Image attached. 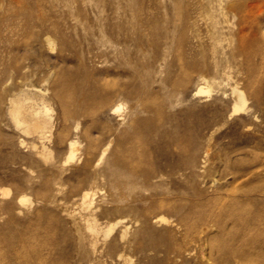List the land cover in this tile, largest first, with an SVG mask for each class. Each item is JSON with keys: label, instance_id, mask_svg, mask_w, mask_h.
Here are the masks:
<instances>
[{"label": "rangeland", "instance_id": "obj_1", "mask_svg": "<svg viewBox=\"0 0 264 264\" xmlns=\"http://www.w3.org/2000/svg\"><path fill=\"white\" fill-rule=\"evenodd\" d=\"M209 1L0 0V264H257L258 252L244 247L251 236L246 217L264 212V204L223 203L216 191L227 197L231 185L253 183L249 173L232 176L264 168V128L253 139L255 125L244 120L250 129L239 127L235 138L225 134L236 117L228 116L236 91L249 97L264 89V62L240 50L236 18L226 5L241 0ZM196 3L218 18L220 8L227 11L218 40L223 74L214 76L209 66L211 30ZM258 21L248 45L264 51V11ZM14 52L24 55L18 72ZM201 77L218 81L209 95L193 93ZM114 79L118 85L103 93L109 104L126 100L121 125L108 107L89 115L86 104L96 83ZM9 98L26 108L47 105L49 136L41 142L14 127ZM209 109L227 121L211 136L196 125ZM109 137L113 142L97 161ZM195 137L193 157L200 161L207 153L206 192L187 196L181 163L166 154L187 159ZM71 139L79 149L67 159ZM41 143L50 157L35 152ZM146 143L156 147L151 176L129 171L119 154L133 147L129 153L142 157ZM257 180L264 181V171ZM83 190L91 193L84 206ZM64 207L79 220L84 250ZM157 216L164 220L156 222Z\"/></svg>", "mask_w": 264, "mask_h": 264}, {"label": "bare ground", "instance_id": "obj_2", "mask_svg": "<svg viewBox=\"0 0 264 264\" xmlns=\"http://www.w3.org/2000/svg\"><path fill=\"white\" fill-rule=\"evenodd\" d=\"M195 7L196 9L199 10L197 11V13L198 15H200V18L202 19L203 23L206 26H208L209 29L211 30L212 46H211V60L209 62V66L212 69V72L214 71L213 72L214 76L223 74L224 65L222 63V53L219 48L218 40L222 34V28L224 23H227L229 21V18H227V11L220 8L219 12L221 13V17L218 18V16L213 14L212 8L210 9L206 3L205 4L196 3ZM226 8L227 10H229L228 12L231 13L232 18H236L235 21L236 29H237L236 35L240 41V50L243 53V55L246 58L254 57L260 60V62L262 61L264 62V51L253 50L251 48L249 49V45H248L250 39H253L257 34V32L254 31V28H258L259 25L258 19L260 18L262 12L264 11V0L230 1L227 3ZM2 42L3 41L1 40L0 43ZM23 56L24 55H21L20 53L17 52H14L11 55L13 61H15L13 66L14 71L18 72L17 68L19 66L17 62H19L18 60H20ZM201 79L202 81H199L193 93L195 95H200L202 93L209 95L210 91L213 89V87H215L218 81L215 78H210L209 80L208 79L206 80L203 77H201ZM117 85H118V81L116 79L112 81H104L95 84L94 87L95 89L92 92H90L86 98V104H89L88 107L92 108V111L89 113V115L96 114L104 110L106 107H108V114L116 122L117 125H121L125 121V111L127 108L126 100L123 99L122 97H118L111 104H109L105 94L103 93L106 92L109 88H114ZM140 88L144 89V85H142V83L140 84ZM99 92L101 93L98 95ZM64 101L65 98L62 99L63 103ZM172 102L173 101H171V104ZM232 103L233 104L230 109V113L228 112L229 114L228 113L227 114L228 116L235 115L236 117L233 118V124L229 126L225 134L232 138H235L237 132L239 131L238 130L239 127L241 128L242 126H244L245 129H250V124L244 123V120L247 121L249 120L250 123L255 125V130H254L255 132L252 138L253 139L260 138L261 132L263 131L261 129L264 128V89L258 88L252 94V96L249 97H247V95L243 91L237 90L236 96L234 97ZM7 104H8V114L10 116V119L14 127L22 131H25L27 133L34 134L36 138L41 142L43 141V139L49 136V133L51 132L53 127V122L49 118L50 108L47 105H43V107L41 108L38 107L36 109L35 108L32 109L30 107L26 108L24 106H21L22 102L20 101L19 98H9ZM153 107L155 110H157L159 105L155 103ZM207 112L209 114L204 116L202 119H200L198 123H196V125L198 131H200V129L208 128L209 131L207 135L211 136L213 132L216 130V128L222 126L227 121L225 116L218 113V111L215 109H211V110L209 109ZM241 113L244 114L242 115ZM134 125L136 126L137 122H135ZM86 137L89 140L92 139L90 135H87ZM140 140L138 139V141ZM19 141L22 143L23 139H19ZM112 142H113V138L109 137L107 142H105L104 145L99 150V154H98L99 158L97 159V161H100L101 159L104 158ZM195 142H196V137L192 142L190 143L188 142L189 145L188 148L186 149L187 151L186 156H188L187 159H181L179 153L166 154L167 156L171 155L175 161L181 163V170L179 169L180 171L178 170L177 171L185 177L181 189H182V193L187 196H191V195L202 196L206 192L205 188L201 187V180H202L201 177H204V170L206 171L207 153L203 152L204 154L202 156V159L200 161H196L195 159L196 157H193L196 152ZM258 145L260 144L258 143ZM78 149H79V141L77 142L76 140L71 139L68 142L66 158L67 159L74 158V155L76 154ZM130 149H133V147L125 150H119L120 158H123L127 161V163H125L124 165L129 166L128 167L130 169L129 171L139 173L140 175L151 176L156 164L155 159L153 158L154 155L152 153H155L156 147L154 145L153 146L148 145L147 143L146 145L141 146L140 152L142 157H134L131 153H129ZM35 150H36L35 152L43 158L50 157L49 155L51 154V151L43 143H41L40 149L36 148ZM115 161L119 162V157L116 158ZM230 167L232 168L233 166ZM239 170H241V168ZM263 171L264 168L258 169V171L256 170V172L254 171L240 172L238 173L237 176H232L234 177L233 179L235 180L240 177H245L249 173V176L247 177L253 180V183H249V182L246 184L244 183L242 186L231 185V187H228L226 189L227 192L225 193V195H227V197L219 196L220 194H222V191L217 190L216 193L219 194L217 199L222 200L223 203H227V204H236L243 202L245 203L260 202L264 204V181L257 180L262 176ZM126 184L127 187L130 189L134 187L135 181L133 182V180L127 179ZM189 191H191V194L188 195L186 192ZM90 194H91L90 190L89 192L84 191L81 194L80 200L83 206L88 205V201H90L89 200ZM63 210L66 211L65 215L67 216L68 222L74 227L75 236H76L75 239L78 240V247L84 250L83 248H84L85 233L84 231H82V228L80 227L81 225L77 222L79 220L76 218L75 213L70 209H68L67 207H64ZM163 220H164L163 216H157L155 218L156 222ZM246 220H247L246 223L247 230L250 232L251 236H249V241L247 244H244L245 245L244 247L245 249L247 248L251 251L255 250L256 252H258L257 254L258 258L255 261L257 262V264H264V212L255 211L254 213L248 215V217H246ZM186 229L187 232H190L192 231V226L189 225ZM154 247L157 246L154 245ZM180 255H181V251H178V256ZM85 256H86V251H85ZM228 257L229 255H225L223 258H228Z\"/></svg>", "mask_w": 264, "mask_h": 264}]
</instances>
